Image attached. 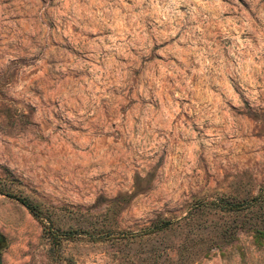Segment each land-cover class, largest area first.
Masks as SVG:
<instances>
[{
  "label": "rangeland",
  "instance_id": "rangeland-1",
  "mask_svg": "<svg viewBox=\"0 0 264 264\" xmlns=\"http://www.w3.org/2000/svg\"><path fill=\"white\" fill-rule=\"evenodd\" d=\"M0 264H264V0H0Z\"/></svg>",
  "mask_w": 264,
  "mask_h": 264
},
{
  "label": "trees",
  "instance_id": "trees-1",
  "mask_svg": "<svg viewBox=\"0 0 264 264\" xmlns=\"http://www.w3.org/2000/svg\"><path fill=\"white\" fill-rule=\"evenodd\" d=\"M23 202H25V203H26V201H24V200H23Z\"/></svg>",
  "mask_w": 264,
  "mask_h": 264
}]
</instances>
